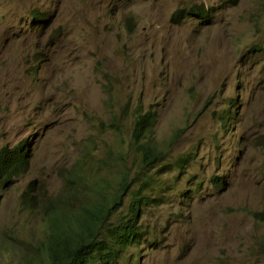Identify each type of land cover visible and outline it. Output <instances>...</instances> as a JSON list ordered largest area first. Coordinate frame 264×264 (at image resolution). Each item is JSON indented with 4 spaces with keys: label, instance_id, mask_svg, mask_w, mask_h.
<instances>
[{
    "label": "rangeland",
    "instance_id": "obj_1",
    "mask_svg": "<svg viewBox=\"0 0 264 264\" xmlns=\"http://www.w3.org/2000/svg\"><path fill=\"white\" fill-rule=\"evenodd\" d=\"M235 1L0 0V147L28 163L0 188V264L36 257L48 200L132 177L138 111L164 158L119 264H264V0Z\"/></svg>",
    "mask_w": 264,
    "mask_h": 264
},
{
    "label": "trees",
    "instance_id": "obj_2",
    "mask_svg": "<svg viewBox=\"0 0 264 264\" xmlns=\"http://www.w3.org/2000/svg\"><path fill=\"white\" fill-rule=\"evenodd\" d=\"M227 1L230 4L236 2ZM207 9L202 5H194L187 11L176 9L173 15L174 18H180L190 13L205 17ZM43 18L44 14L40 20ZM155 119L156 116L149 111H138L133 115L132 147L138 157H134L136 170L132 177L127 171L122 172L121 178L109 190L99 184L92 190L89 200L78 208L69 207L66 198H62L63 205L46 206L49 211L44 212V234L35 241L39 251L35 258L28 257L20 264H119L126 249L139 245L137 243L141 235L136 223L143 206L150 202V197L146 193L147 189L142 188L140 181H137L138 176H142L144 182L150 181L152 174L149 171L164 158L163 150L146 136ZM185 160V156H179L175 165L183 169ZM27 167L24 144L2 145L0 188L12 183ZM219 181V178L213 180L214 183ZM31 184L27 185L23 194H27ZM147 186L150 188L152 183ZM123 197H127L128 211L112 221L111 215L117 205L123 204Z\"/></svg>",
    "mask_w": 264,
    "mask_h": 264
},
{
    "label": "clouds",
    "instance_id": "obj_3",
    "mask_svg": "<svg viewBox=\"0 0 264 264\" xmlns=\"http://www.w3.org/2000/svg\"><path fill=\"white\" fill-rule=\"evenodd\" d=\"M227 116H229V114L227 115ZM25 173V172H24ZM23 173V174H24ZM23 174H21V175H23ZM20 175V176H21ZM19 177V176H18ZM32 182V184H31V186L29 187V189H28V192H27V194H23L24 195V198H25V200H26V198H27V196H28V194H29V190L32 188V186H33V184H34V182L33 181H31ZM31 182H29V183H31ZM28 183V184H29ZM27 184V185H28ZM26 189V188H25ZM24 192V191H23ZM47 203V206H50L51 204H61V205H63V203H62V198L61 197H58V198H56L55 200H49V203L48 202H46ZM46 208V207H45ZM139 240L141 241V240H143V238L142 237H139ZM137 244H141V242H139V243H137Z\"/></svg>",
    "mask_w": 264,
    "mask_h": 264
},
{
    "label": "bare ground",
    "instance_id": "obj_4",
    "mask_svg": "<svg viewBox=\"0 0 264 264\" xmlns=\"http://www.w3.org/2000/svg\"><path fill=\"white\" fill-rule=\"evenodd\" d=\"M220 182V181H219ZM141 237V236H140Z\"/></svg>",
    "mask_w": 264,
    "mask_h": 264
}]
</instances>
